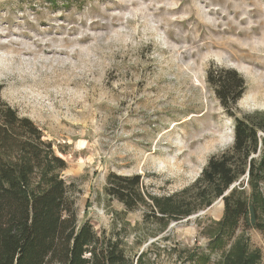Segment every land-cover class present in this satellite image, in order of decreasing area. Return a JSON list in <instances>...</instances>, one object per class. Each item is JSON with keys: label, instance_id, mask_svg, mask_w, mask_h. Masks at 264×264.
I'll list each match as a JSON object with an SVG mask.
<instances>
[{"label": "rangeland", "instance_id": "obj_1", "mask_svg": "<svg viewBox=\"0 0 264 264\" xmlns=\"http://www.w3.org/2000/svg\"><path fill=\"white\" fill-rule=\"evenodd\" d=\"M212 65L244 78L239 116L264 111V0H0L2 98L65 158L80 219L134 264H221L231 245L211 247L221 199L181 220L151 215L150 197L180 195L233 142ZM112 171L140 173L147 203L108 196ZM236 234L264 264L263 233Z\"/></svg>", "mask_w": 264, "mask_h": 264}, {"label": "trees", "instance_id": "obj_2", "mask_svg": "<svg viewBox=\"0 0 264 264\" xmlns=\"http://www.w3.org/2000/svg\"><path fill=\"white\" fill-rule=\"evenodd\" d=\"M206 72L208 84L235 120L233 142L210 156L198 179L180 195L150 197L151 215L181 220L221 198L223 214L214 223L212 249L231 241L221 264H260V251L250 250L248 238L236 232L243 226L264 235V111L237 114L235 105L245 91L238 71L212 65ZM2 88L0 83V92ZM66 166L37 123L0 94V264H134L119 237L99 234L80 219L75 182L62 175ZM107 181V195L126 209L147 203L140 173L112 171ZM142 261L141 255L135 264Z\"/></svg>", "mask_w": 264, "mask_h": 264}, {"label": "water", "instance_id": "obj_3", "mask_svg": "<svg viewBox=\"0 0 264 264\" xmlns=\"http://www.w3.org/2000/svg\"><path fill=\"white\" fill-rule=\"evenodd\" d=\"M261 134H262V135H263V137H264V134H263L262 132H261ZM246 176H247V177H249V176H248V173L246 174ZM227 193H228V192H227ZM227 193H226V194H227ZM219 199H221V198H219Z\"/></svg>", "mask_w": 264, "mask_h": 264}]
</instances>
